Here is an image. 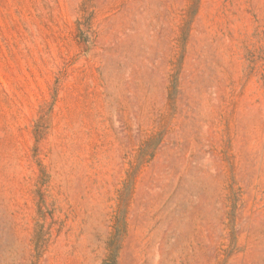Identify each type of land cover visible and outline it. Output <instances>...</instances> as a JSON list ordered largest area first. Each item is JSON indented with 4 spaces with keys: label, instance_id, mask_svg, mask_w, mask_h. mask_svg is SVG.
Listing matches in <instances>:
<instances>
[{
    "label": "rangeland",
    "instance_id": "374dc122",
    "mask_svg": "<svg viewBox=\"0 0 264 264\" xmlns=\"http://www.w3.org/2000/svg\"><path fill=\"white\" fill-rule=\"evenodd\" d=\"M0 264H264V0H0Z\"/></svg>",
    "mask_w": 264,
    "mask_h": 264
}]
</instances>
